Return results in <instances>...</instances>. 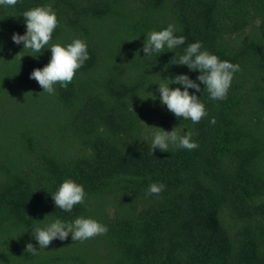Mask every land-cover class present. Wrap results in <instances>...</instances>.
<instances>
[{"label": "trees", "instance_id": "1", "mask_svg": "<svg viewBox=\"0 0 264 264\" xmlns=\"http://www.w3.org/2000/svg\"><path fill=\"white\" fill-rule=\"evenodd\" d=\"M44 2L0 8V264H264V0H50V42L80 37L89 52L53 94L29 78L50 51L33 58L10 38ZM168 23L240 66L226 98L201 92L208 115L196 123L142 98L160 77L197 75L170 50L141 57L143 33ZM154 126L186 128L198 147L149 154ZM67 177L87 194L71 212L50 194ZM150 182L165 187L148 193ZM76 215L107 232L25 249L38 246L30 228Z\"/></svg>", "mask_w": 264, "mask_h": 264}, {"label": "clouds", "instance_id": "2", "mask_svg": "<svg viewBox=\"0 0 264 264\" xmlns=\"http://www.w3.org/2000/svg\"><path fill=\"white\" fill-rule=\"evenodd\" d=\"M17 2L18 0H0V8L14 9ZM19 15L23 17L25 30L23 33L14 31L10 37L12 42L22 45L21 49L28 50L25 53L33 58H38V54L45 49L50 51L47 62L41 67H34L29 73V78L35 79L42 91L49 94L56 91L57 84L60 88H66L73 80L76 70L89 58L87 42L80 37H73L71 41L64 43L50 42L52 33L58 25L57 15L50 0L26 8ZM180 31L175 24L168 23L165 27L143 33L144 55L141 57H151L155 53L170 50L174 58L170 59L169 63L185 65L189 71H197V75L191 78L188 73L182 72L170 77H160L159 82L153 81L157 84L156 92L148 91L149 94L142 98H158L160 104L166 106L175 117H183L196 123L208 115L205 103L200 98L201 92L206 91L208 99L213 101L226 98L233 75L239 71L240 66L227 59H220L215 53L205 48L198 39L185 45L186 37L178 34ZM182 45V49L176 52L175 50ZM170 84L176 86L170 87ZM190 89L192 91H189ZM209 122L215 123V117H210ZM192 136L193 133L183 127L173 126L170 130H165L154 126L146 129L144 141L147 142L149 154L156 149L160 151H169L170 148L191 150L198 147ZM164 187L162 182H150L147 192L159 194ZM50 194L55 208L65 212H71L74 205L83 204L87 195L83 184L71 177L62 179L56 190ZM30 229L38 246L34 247L31 242H28L25 249L33 253L39 249H46L54 239L65 240L70 236L72 241H83L108 230L107 225L96 218L83 215H76L70 220L55 216L47 223L37 224Z\"/></svg>", "mask_w": 264, "mask_h": 264}]
</instances>
